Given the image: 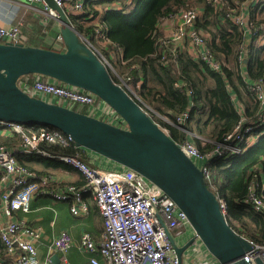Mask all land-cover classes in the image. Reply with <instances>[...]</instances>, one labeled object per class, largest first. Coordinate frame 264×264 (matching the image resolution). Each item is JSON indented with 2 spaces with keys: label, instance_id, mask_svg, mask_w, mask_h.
Masks as SVG:
<instances>
[{
  "label": "built area",
  "instance_id": "2783aa9c",
  "mask_svg": "<svg viewBox=\"0 0 264 264\" xmlns=\"http://www.w3.org/2000/svg\"><path fill=\"white\" fill-rule=\"evenodd\" d=\"M53 1L70 17L86 15L87 0ZM132 2L133 0H126L127 4ZM19 3L35 9L38 14L45 17L44 21L53 19V11L45 0H19ZM208 3L219 13L227 6L228 1L208 0ZM35 4L41 8H34ZM258 5L264 6V0H250L240 5L238 10L228 8L227 16L243 32L247 42L252 40V37H256L259 45L264 46V24L255 27L250 20V7ZM121 6L120 2L115 3V10L121 11L123 7ZM202 16L201 9L191 7L165 17L158 26L166 35L165 39L160 41L162 44H171L174 53L186 51L194 60L202 61L212 70L219 72L223 64L214 57L209 45L210 37L197 28ZM92 18L93 15H90L86 19ZM94 23L96 28L92 37L86 38L79 31L78 35L85 40L102 61L110 76L114 78V75H118L113 61L121 60L124 63L123 53L120 49L110 47L112 43L106 37L104 27L97 18ZM56 40L63 44L61 34ZM6 42L27 43L19 24L11 27L0 26V43ZM60 49L63 51L64 47ZM98 49H102L103 53ZM247 49V46L242 48L239 65L242 67L241 75L245 83V92L249 93L258 105L255 118L248 120L244 116V103L234 94L232 100L235 110L241 116V122L235 131L226 137L221 148L206 156L190 140L177 143L181 150L203 170L206 181L211 179L209 168L214 160L245 155L264 136V82L263 80L248 82V74L243 70L246 63L243 53L245 54ZM117 79L116 83L133 99L138 100L146 110L141 98L131 94V88L127 84L130 79L119 77ZM18 85L31 97L73 110L77 108L75 111L78 112L83 109L86 111L84 114L117 127L125 124L113 108L92 93L50 79L45 80L40 75L24 76L19 80ZM137 87L139 88L140 85ZM188 116L186 113L179 118V123H184ZM160 118L170 121L164 116ZM164 130L169 134L166 129ZM4 135H19L22 138L21 144L15 147H8L0 139V238L6 247L7 255L15 264H53L50 259L41 261L38 255L37 240L40 231L28 225L24 218H17L20 214L26 215L31 212V204L35 197L47 194H50L56 202H68L71 214L76 217H82L89 212V204L85 197L89 195L92 198L104 219L105 235L103 240L95 243L92 236L86 233L82 237L80 247L88 253L100 254L107 264H187L185 260L187 252L196 255L202 253L204 245L186 214L161 189L138 173L86 150L91 153L90 163L79 156L54 155L42 149L43 142L60 140L66 145L73 143L71 137L47 125L0 121V136ZM21 155L57 160L81 173L85 183L81 187L67 186L60 192L50 191L48 189L50 177H38L35 172L21 165L18 161V156ZM213 158L215 159L212 161ZM101 160L112 163L113 168H104L95 164ZM261 170V168L254 170L249 187L250 194L244 203L255 212L264 214V184H262ZM219 201L222 212L226 215L227 205L224 201L220 199ZM170 237L180 248L194 239L182 260L178 258ZM250 243L254 247V252L248 256L249 259L253 262L257 257L264 260V244H255L252 241ZM50 248L61 254L62 264H70L68 254L72 248V237L68 231H62L54 237ZM215 262L202 260L200 264H220L216 260ZM92 263L98 264V261L92 259Z\"/></svg>",
  "mask_w": 264,
  "mask_h": 264
},
{
  "label": "trees",
  "instance_id": "16d2710c",
  "mask_svg": "<svg viewBox=\"0 0 264 264\" xmlns=\"http://www.w3.org/2000/svg\"><path fill=\"white\" fill-rule=\"evenodd\" d=\"M227 1V6L218 13L208 0H133L131 4H127L126 0H87L86 15L70 19L84 37L90 38L95 33L94 20L97 18L112 43L110 47L122 51L124 63L118 60L116 65L127 72L129 83L136 87L140 85L138 96L153 120L166 129L176 143L190 140L202 154L208 156L223 146L226 137L241 122V116L234 108V94L244 103V116L248 120L255 118L258 110L257 103L245 92L241 75L239 56L244 46L248 48L243 53L246 59L243 70L248 74V82H264V46L259 45L256 37L247 42L243 32L227 16L228 8L238 10L240 5L250 0ZM118 2L123 6L121 11L115 10V3ZM191 7L203 11L197 28L209 34L214 57L223 64L219 72L202 61L194 60L186 51L174 53L171 44L160 41L166 36L158 27L161 20ZM90 15L93 18L86 19ZM260 15H263L262 19ZM250 20L255 27L264 24V6H251ZM55 30L57 33L53 35L57 38L60 33ZM80 112L86 111L82 109ZM186 113L189 118L179 123L178 119ZM160 116L170 121L162 120ZM119 127L126 128V123ZM0 139L8 147L22 142L19 135L0 136ZM41 147L54 155L79 156L90 163L87 152L74 143L66 145L56 140L43 142ZM26 157L30 158L18 156L21 165L38 177L47 176L34 171ZM39 159L47 167L61 164L49 158ZM256 168L264 171V136L245 155L212 163L209 168L211 179L207 185L226 203L225 217L229 225L241 236L260 245L264 244V214L255 212L244 203L250 194L249 187ZM2 256H6V248L0 238Z\"/></svg>",
  "mask_w": 264,
  "mask_h": 264
},
{
  "label": "water",
  "instance_id": "95a60500",
  "mask_svg": "<svg viewBox=\"0 0 264 264\" xmlns=\"http://www.w3.org/2000/svg\"><path fill=\"white\" fill-rule=\"evenodd\" d=\"M45 1L60 26L65 50L0 43V121L54 127L71 137L77 148L143 176L186 214L206 250L220 264H264L261 258H255L254 262L249 259L254 247L229 225L203 170L140 102L113 80L102 61L78 35L70 16L53 0ZM27 75L44 76L94 94L116 111L126 128L31 97L18 85ZM170 239L182 260L194 239L182 248Z\"/></svg>",
  "mask_w": 264,
  "mask_h": 264
},
{
  "label": "crops",
  "instance_id": "0c3cea01",
  "mask_svg": "<svg viewBox=\"0 0 264 264\" xmlns=\"http://www.w3.org/2000/svg\"><path fill=\"white\" fill-rule=\"evenodd\" d=\"M34 6V8H41L37 4ZM98 9L101 10L100 8ZM38 13H27L25 10H22L19 0H0V26L11 27L22 22V36L25 41H37L35 32L42 24ZM46 22H49L50 29L38 37L42 41V44L36 47L46 49H50L51 46L64 47V43L60 44L57 42L54 36L57 33L55 29L60 31L59 24L53 19L46 20ZM9 136L11 135H4L2 137ZM90 156L91 153L87 152V158H90ZM26 158L27 161H30L29 164L33 167L34 171L50 177V184L48 185L50 191L60 192L66 189L67 186L81 187L85 183V179L81 173L57 160L54 161L61 163L58 167H47L39 158ZM95 164L102 165L104 168H113L114 166L112 163L103 160ZM260 174L262 184H264L263 169L260 171ZM85 199L89 204V212L82 217L72 215L68 202H56L50 194L35 197L31 204V212L26 215L20 214L17 216L18 219L24 218L28 225L40 231L37 248L41 261L50 259L53 264H62L61 254L55 250H50V245L53 238L58 236L60 232L68 231L72 237V248L68 254L70 264H93L92 259H96L98 264H107L104 257L100 254L88 253L80 247L82 237L86 233L92 236L95 243L103 240L105 235V223L102 215L89 195H86ZM185 256L187 264H200L202 260L208 262L214 259L204 247H202L200 255L187 252ZM0 264H15L14 260L7 255V250L6 256L0 257Z\"/></svg>",
  "mask_w": 264,
  "mask_h": 264
},
{
  "label": "rangeland",
  "instance_id": "374dc122",
  "mask_svg": "<svg viewBox=\"0 0 264 264\" xmlns=\"http://www.w3.org/2000/svg\"><path fill=\"white\" fill-rule=\"evenodd\" d=\"M21 6H22V10H25L27 13H38L35 9H33L32 7H29L28 5H21ZM99 6L103 10V8L101 7V5H99ZM194 8H196V7H194ZM183 10H185V9H183ZM39 16H40V18H39L40 19V22L42 24H41V26L39 28L36 29V32H35V37H37L36 38L37 41H27L26 40L27 41L26 44H28L29 46L30 45L33 46V47L40 46L42 44V41L38 37H40L42 34H45L50 29L49 22L44 21V18L45 17L42 16L41 14H39ZM262 18H263V15H260V19H262ZM43 22H45V23H43ZM19 25L21 26V29H22L23 23L21 22V23H19ZM205 34L206 35H209L208 33H205ZM60 48H61V46H59V47L58 46H51L50 47V50L60 51L61 50ZM98 50L103 53L102 49H98ZM113 65H114L115 71H116V73L118 75V76L114 75V79L115 80H118L117 79L118 77L121 78V79H127L126 78V76H127L126 73L127 72H124L123 71L124 69H122L119 66H117L116 65V61H113ZM230 66H233V65L230 64ZM125 82H127V81H125ZM127 84L131 88V92H132L131 94L132 95L134 94V95L138 96V90H137L138 87H136L135 85H132L129 82H127ZM213 261H214V263H216L215 260H213Z\"/></svg>",
  "mask_w": 264,
  "mask_h": 264
},
{
  "label": "clouds",
  "instance_id": "9594fccd",
  "mask_svg": "<svg viewBox=\"0 0 264 264\" xmlns=\"http://www.w3.org/2000/svg\"><path fill=\"white\" fill-rule=\"evenodd\" d=\"M244 155V154H243ZM240 156H242V155H240ZM215 162H217L216 160H214V162L213 163H215Z\"/></svg>",
  "mask_w": 264,
  "mask_h": 264
}]
</instances>
